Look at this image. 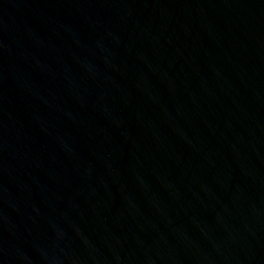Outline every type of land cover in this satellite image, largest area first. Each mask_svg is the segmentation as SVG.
<instances>
[{"label": "water", "instance_id": "1", "mask_svg": "<svg viewBox=\"0 0 264 264\" xmlns=\"http://www.w3.org/2000/svg\"><path fill=\"white\" fill-rule=\"evenodd\" d=\"M0 264H264V0H0Z\"/></svg>", "mask_w": 264, "mask_h": 264}]
</instances>
